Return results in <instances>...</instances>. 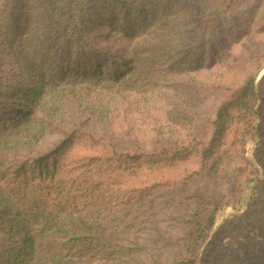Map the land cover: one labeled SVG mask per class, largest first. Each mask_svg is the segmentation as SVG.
<instances>
[{
    "label": "trees",
    "instance_id": "obj_1",
    "mask_svg": "<svg viewBox=\"0 0 264 264\" xmlns=\"http://www.w3.org/2000/svg\"><path fill=\"white\" fill-rule=\"evenodd\" d=\"M0 1V30L14 28L3 33L11 39L13 68L0 76V264H31L23 260L27 250L39 252L44 264H210L227 262L221 238L237 234L249 217L264 236V74L258 80L264 47L253 42L259 39L250 25L235 33L236 10L259 0H200L212 9L201 11L209 20L204 29L182 34L188 63L166 57L162 70L144 63L157 53L159 39L158 20L148 11H170L169 0H37L21 7ZM115 9H136L142 21L136 37L145 47L123 64L103 49L105 35H99V19ZM217 18L244 42L242 56L217 41ZM260 21L264 35V14ZM196 39L200 44L191 46ZM208 45H219L238 71L255 60V72L242 78L231 70L200 91L193 60ZM140 53L147 60H137ZM175 69L183 81L176 91ZM212 99L219 104L203 121L190 116L189 130L173 116ZM173 105L182 108L174 113ZM136 107L151 121L141 136L127 126ZM233 129L239 134L233 144L242 149L240 176L232 186L212 188L224 172ZM8 131L11 137L4 136ZM189 159L196 165L180 177L158 175ZM155 232L169 236L162 240ZM162 242L171 259L150 249Z\"/></svg>",
    "mask_w": 264,
    "mask_h": 264
},
{
    "label": "rangeland",
    "instance_id": "obj_2",
    "mask_svg": "<svg viewBox=\"0 0 264 264\" xmlns=\"http://www.w3.org/2000/svg\"><path fill=\"white\" fill-rule=\"evenodd\" d=\"M9 1L12 5L15 4L18 7L24 6V5H32L37 0H6ZM34 1V2H33ZM171 1L170 6L172 7L170 11H163L157 10V8L149 9V14L151 17H154L158 20V27L156 30V34H158L159 39L155 40L153 45L156 49L157 53L155 56H152L150 61L144 62L148 63L152 66L158 67L160 70L165 68V58H170L169 62H176L181 60L180 63H183L185 59H187L188 63V54L184 53V46L188 43V36L183 39L182 34L188 32V29L193 30L195 27H200V29H204L206 26L208 19H206L205 16H203L201 11L204 12H210L212 9V5L208 6L205 4V2H201L200 0H169ZM3 1H0V3ZM135 8V7H134ZM136 8H138V5L136 4ZM2 9V5L0 4V10ZM13 10H9L8 13H16ZM237 16V27L235 30V33H238L239 35L242 34V30H246L247 27H251V34H254L256 38L261 41L257 42L253 38V42H256L257 44H261V46L264 47V35L260 33V26L261 21L260 18L264 14V0H259L258 2L255 1H249L244 2L239 6V8L236 10ZM23 12V11H22ZM19 11V13H22ZM108 12V18L106 17L105 20L99 19L100 23V36L105 35L104 38V47L103 49L108 50L109 53H111L112 56H119L120 57V63L123 64L124 61H128L132 57H136L137 54H134L139 48H144L142 40H139L138 37H136V30L139 28H135L136 25H141L139 21V17L136 15V9H115ZM158 12V13H157ZM188 12H195L191 15V23L188 25ZM27 14V12H24ZM118 16H121V21L114 20L117 19ZM170 16V18H168ZM201 17V18H200ZM141 18V17H140ZM146 17H144L145 19ZM149 18V17H148ZM169 19L170 22H167L166 20ZM209 19H212V17H209ZM28 22V21H27ZM152 20L150 21V23ZM21 23V17L20 21L17 23L19 25ZM170 23V30L164 29V26ZM221 19L217 18V25H221ZM228 23L221 25V28L219 29V37L217 41L220 43H227L231 44V51L233 52L234 57H238L241 55V53H244V47L245 44L243 41H239L235 38L233 35H229V31L227 30ZM27 28V27H26ZM11 30H14V28H8L3 31V33H9ZM170 32V36H166V32ZM2 31L0 30V66L3 69H0V76L2 73L10 72L13 68V66H10L8 63H14V60H12L10 51L8 49V46L10 45L9 42L11 39L7 37L6 35H3ZM152 33V32H151ZM165 33V36L161 37V35ZM189 34V33H188ZM261 34L262 38L260 39L258 36ZM157 36V35H156ZM200 44L199 39H196L195 42L191 44V46H197ZM138 46V48H137ZM142 46V47H141ZM107 47L109 49H107ZM219 45L217 46H207L204 50L201 51V54L195 58L196 62L193 60V65L198 66L197 72L193 74L194 81L196 82V87L200 88V91H204L205 89H208V87L213 86L214 84L218 83V79L221 77V74H227L226 72H229L233 70L236 73H239V77H246L247 75L252 74L255 72V69L257 67L255 60H249L245 67L242 69L240 68L239 71L235 70L232 66L235 64L233 62V58L229 56H225V54L222 56L223 50L220 49ZM182 50V51H181ZM174 55V57L172 56ZM221 58L217 60L216 62H213L214 58H217L219 56ZM231 56V55H230ZM245 57L244 60H247V57L245 54H243ZM147 60V57H143L141 53L138 55L137 60L142 61ZM215 63V64H213ZM142 64V63H141ZM230 65V67H228ZM232 65V66H231ZM241 66V64H240ZM118 70V68H117ZM167 71V69H165ZM186 70H188V65L186 66L183 74H186ZM180 71L175 69V72H173L172 76V82L173 84L171 87L174 91L177 90V86L182 84V78L179 75ZM231 71V72H233ZM179 73V74H178ZM264 74V68L263 70L258 74V80L261 79V77ZM175 75V76H174ZM180 90H178L179 92ZM86 91H82V94H85ZM93 95V94H92ZM11 95L7 96V99H10ZM220 99H212L211 103H205L204 105H198L200 107H193L189 108L188 110L183 111L181 113H177L176 109L181 110L182 107H175L168 106L169 109L177 114H173L174 118H176L178 121H180V125L187 124L188 130H189V122L191 121L190 116H197V120L203 121V119L206 118L207 113L209 110H214L215 107L219 104ZM199 103V102H198ZM109 106L113 108L116 106L112 101H110ZM137 108V107H136ZM138 110H129L128 115V122L127 126L134 127L135 130L132 132V134L135 136L138 134V136H141V133L139 132L141 127H146L147 122L150 121L147 118H145V113L142 114L141 107L137 108ZM144 106H143V112H144ZM83 110V109H81ZM210 114H212L210 112ZM188 116V120L187 117ZM194 116V117H195ZM262 119L263 122L260 124L263 133H264V110L262 113ZM130 118V119H129ZM185 118V119H183ZM174 119V120H176ZM151 122V121H150ZM1 128V127H0ZM206 128L204 130L205 137H208L209 135V126H205ZM145 129V128H144ZM142 129V131L144 130ZM12 132V130H10ZM8 131L5 137L9 135V137L12 136L11 132ZM241 132V131H240ZM185 136L188 135V132L184 134ZM236 134L234 129L230 133V141L229 146L227 150L223 153V158L225 162V166L223 167L224 172L220 173L217 177V180L213 183L212 188H227L229 186H232L235 177L240 176L239 174L241 171H236V168L241 164L238 160V154L242 150L241 147L237 148V145L233 144L234 138L236 137ZM3 136V137H4ZM175 136H181L179 133H175ZM4 137V138H5ZM2 139V137L0 138ZM42 141H40L41 143ZM39 145L36 147H33V150L36 149ZM252 146V145H251ZM250 146V147H251ZM236 158V159H235ZM238 164V165H237ZM195 160L189 159L187 162H182L179 164H176V166L168 167V168H161L158 172V175H164L170 178L180 177L183 175V173L187 170H190L191 168H194L195 166ZM245 173H242L243 176ZM249 174V171H248ZM189 203V202H188ZM252 216H257V214H252ZM157 219H155L156 222ZM154 228H157L154 226ZM154 234H158L159 237L162 238V240H166V238L169 236L164 235L162 236L160 233L155 232ZM226 234V235H225ZM222 238V247L220 248L224 250V254L226 256L227 262H221L216 259H214L213 262L210 264H264V236H259V228L253 224L252 217H249L248 220L242 224V228L239 229L238 233L236 234L234 231L230 233H225ZM149 231L145 234V237H149ZM150 238V237H149ZM154 241L155 239H151ZM163 246L159 245L158 247H150L151 250H155L154 254L161 259H171L173 254L169 251L170 245L166 242L161 243ZM165 246V247H164ZM1 251V250H0ZM29 254V258L27 255ZM32 257V258H31ZM31 260V264H44L43 259L41 258V255L37 251H30L27 250L23 260Z\"/></svg>",
    "mask_w": 264,
    "mask_h": 264
}]
</instances>
